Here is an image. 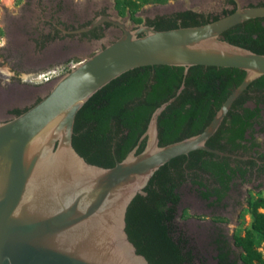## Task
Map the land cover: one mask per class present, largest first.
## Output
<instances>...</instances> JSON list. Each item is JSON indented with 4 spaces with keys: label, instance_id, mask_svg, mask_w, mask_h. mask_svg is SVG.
Returning a JSON list of instances; mask_svg holds the SVG:
<instances>
[{
    "label": "water",
    "instance_id": "95a60500",
    "mask_svg": "<svg viewBox=\"0 0 264 264\" xmlns=\"http://www.w3.org/2000/svg\"><path fill=\"white\" fill-rule=\"evenodd\" d=\"M237 9L195 27L158 31L119 27L113 43L62 76L36 105L0 123V264H150L127 232V213L153 176L172 160L205 151L234 103L264 76V55L233 45L222 35L251 19L264 18V6ZM235 68L246 73L210 124L198 135L161 146L159 118L182 92L160 105L136 147L105 168L87 162L73 143L76 118L98 91L142 67ZM146 145L141 153L142 142Z\"/></svg>",
    "mask_w": 264,
    "mask_h": 264
},
{
    "label": "trees",
    "instance_id": "16d2710c",
    "mask_svg": "<svg viewBox=\"0 0 264 264\" xmlns=\"http://www.w3.org/2000/svg\"><path fill=\"white\" fill-rule=\"evenodd\" d=\"M149 1L123 0L134 11ZM218 19L208 20L193 11H186L158 17L149 24L158 31H166L200 26ZM222 38L264 55V18L240 24L226 31ZM245 76L244 71L235 68L204 66L190 67L187 71L172 66H147L129 71L98 91L82 107L76 118L72 144L87 162L114 167L136 147L153 112L173 98L182 86L175 102L159 118L160 144L166 146L198 135ZM263 91L264 76L253 82L234 103L207 146L230 152L258 147L249 132L262 122L263 115L259 108H245L244 105L250 100V92L262 94ZM24 112L19 111L17 116ZM145 145L143 141L138 153ZM216 158L214 154L195 151L190 154L188 167L215 174L224 190H229L232 175L237 171L243 175V172L239 167L232 168L229 160L216 161ZM186 161L188 157L181 156L163 166L149 182L145 195H138L128 209V235L150 264H203L192 239L176 225L180 196L175 189L183 177L182 167ZM172 169H175L174 173ZM205 199H209L208 194ZM248 204L251 225L243 236H234L235 249L219 230L209 234L208 246L214 248V259L218 264H264L259 251L264 244V198L250 200Z\"/></svg>",
    "mask_w": 264,
    "mask_h": 264
},
{
    "label": "flooded vegetation",
    "instance_id": "af4514ba",
    "mask_svg": "<svg viewBox=\"0 0 264 264\" xmlns=\"http://www.w3.org/2000/svg\"><path fill=\"white\" fill-rule=\"evenodd\" d=\"M192 1V9H183L164 15L158 14L150 17L144 21L143 24L151 26L149 23H152L158 17L176 15L186 11H193L208 20H213L216 17L220 19L231 14L229 12L237 9V1H239L242 6L245 3L244 0H221L218 5L206 7L208 9L204 8L199 12L194 8L200 4V0ZM248 6H264V0L257 4L250 3ZM109 7L110 6L102 8L94 7L86 11H79V9L76 8V10H74V8L68 4L67 0H26L23 11L17 17L10 19L7 28L8 36H10V43L6 42L5 44H7L9 48H12L13 45L14 48H16L11 50V53H13L12 55L5 56L13 61L11 70L14 74L22 71L33 73L38 69L45 68L48 65L50 66V64L55 65L56 67L54 68H59L57 66H60L61 69L59 70H61V73L59 72L58 74L54 71L49 81L38 82V84H34L32 79L24 81L29 82L32 87H52L62 76L75 68L77 64H80L82 61L104 49L107 45L115 42L122 35V31L119 27L108 22H103L90 31H83L95 20L103 16L116 17L125 21L118 12L114 13L108 10ZM128 25L129 27L137 28V26L133 27L130 26V24ZM16 52H19V54L17 53L15 55L14 53ZM15 79H19V75H13L11 79L5 81V85H7L6 87L9 88V91L13 90V87L17 90L22 89L21 83H19L20 80L16 82ZM45 96L46 95L42 96L39 91L36 93L30 89H27L24 95L19 94V92L9 93L4 89H0V109H2V118L0 122H6L17 116L19 111L24 112L30 109L39 103ZM244 106L245 108L251 109L256 107L259 108L264 118V91L262 94L250 92V100L247 101ZM251 132L252 131L249 133ZM214 150L231 155L219 156L214 154L217 156L215 159L216 161L229 160L231 167H239L243 175L240 171L233 174L232 180L228 185L229 190H224L223 184L219 182L215 174L203 171L199 168L190 169L188 167L190 162L189 155L188 161H186L182 167L183 177L178 180L177 183L180 184L178 189H175V193H178L180 196L176 222L183 215L184 211L181 205L185 197L192 203L191 208L193 209L199 210L201 207L213 209L226 199L235 180L246 181L249 178H256L257 175L262 178L264 177V148L262 145L253 147L252 150L249 151L240 150L237 152H230L226 150ZM172 171L174 173L175 169H172ZM229 173L228 171V174ZM207 194L209 195L208 200L205 199V195ZM192 216L194 217V214H192ZM206 220L208 221L210 218L207 217ZM189 221L202 222L204 220L199 221L194 217ZM214 230H219L220 233L223 235L225 234L229 239L225 231L219 227L211 229L208 236ZM234 236L232 240L229 239L232 243V249L234 248ZM207 247L213 253L211 257L212 263L218 264L214 259L216 255L214 248L208 246V240ZM205 259L206 258H202L201 256V263L209 264Z\"/></svg>",
    "mask_w": 264,
    "mask_h": 264
},
{
    "label": "rangeland",
    "instance_id": "374dc122",
    "mask_svg": "<svg viewBox=\"0 0 264 264\" xmlns=\"http://www.w3.org/2000/svg\"><path fill=\"white\" fill-rule=\"evenodd\" d=\"M68 4L74 8V10L79 9V11H86L90 8L106 7L110 6L108 10L112 12H118L121 18L127 21L130 26H142L143 22L149 19L152 16L158 14H168L174 11L192 9L193 1L192 0H150L147 4H143L138 8L137 11H134L128 7L123 0H67ZM138 3H141V0H134ZM244 7H249L248 4L260 3L262 0H244ZM26 0H0V89H4L9 93L19 92V94H26L27 89H30L36 93L46 95L52 87L37 88L30 86L29 82H24L25 80L32 79L34 84L42 82L44 77L40 78L41 75L51 76L56 71L58 74L61 73L60 66L56 67L55 65H48L45 68L38 69L36 72H27L22 71L17 73L19 81L21 83L22 89L19 91L15 87L13 90L9 91L5 85L7 79H11L14 72L11 70L13 61L9 59V55H12L11 50L14 48H9L6 42L10 43V36H8L7 28L11 18L17 17L22 11L23 6L25 5ZM221 0H200L199 5L194 8L197 11H201L206 7H213L218 5ZM76 8V9H75ZM208 9V8H206ZM25 11V10H24ZM16 49V48H14ZM19 50V49H17ZM19 54V52L14 53ZM8 55L6 58L5 56ZM76 63V62H75ZM45 91V92H44ZM2 109H0V119L2 118ZM1 123V122H0ZM254 137V140L257 144L262 145L264 148V118L260 125L256 126L251 132ZM259 198H264V177L259 175L256 178H249L246 181L235 180L232 184V189L227 195L226 199L216 208L207 209L201 207L199 210L191 208L192 203L188 198H184L181 208L183 209V215L176 222L177 227L180 232L185 234L189 239H192L193 246L199 252L200 257L206 258V262L213 264L211 257L213 256L212 251L207 247L208 233L214 227H219L232 240V237L243 236L245 231L251 225V215L249 212L250 200H256ZM196 217L199 221L194 222L189 221L192 218ZM209 217L210 220H206ZM235 249V247H234ZM259 251L264 257V244L261 245ZM238 252V251H237Z\"/></svg>",
    "mask_w": 264,
    "mask_h": 264
},
{
    "label": "built area",
    "instance_id": "2783aa9c",
    "mask_svg": "<svg viewBox=\"0 0 264 264\" xmlns=\"http://www.w3.org/2000/svg\"><path fill=\"white\" fill-rule=\"evenodd\" d=\"M44 77V80L43 81H49L51 79V76H47L45 77V75H41L40 78Z\"/></svg>",
    "mask_w": 264,
    "mask_h": 264
}]
</instances>
